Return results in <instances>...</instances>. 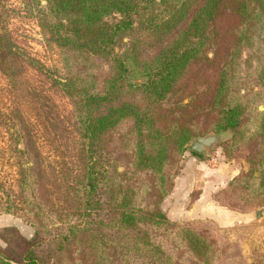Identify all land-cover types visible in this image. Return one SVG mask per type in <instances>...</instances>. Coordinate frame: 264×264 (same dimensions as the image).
<instances>
[{"label": "trees", "instance_id": "1", "mask_svg": "<svg viewBox=\"0 0 264 264\" xmlns=\"http://www.w3.org/2000/svg\"><path fill=\"white\" fill-rule=\"evenodd\" d=\"M44 1L40 33L54 58L33 64L71 102L75 133L69 151L53 161L23 135L24 148L17 150L33 165L20 182L32 180L36 239L25 243L23 257L3 256L23 264H122L125 258L177 264L174 244L157 236L169 227L158 208L170 190L166 164L191 137L237 129L250 106L264 104V59L254 54L256 42H264V0ZM9 23L10 10L0 0V73L21 96L28 59ZM31 95L35 125L44 134V109L52 101L38 88ZM257 120L259 145L246 176L258 172L261 197L264 110ZM67 196L78 203L76 222L53 211L63 210ZM175 231L185 254L210 263L212 247L203 237ZM0 264L9 263L0 258Z\"/></svg>", "mask_w": 264, "mask_h": 264}, {"label": "rangeland", "instance_id": "2", "mask_svg": "<svg viewBox=\"0 0 264 264\" xmlns=\"http://www.w3.org/2000/svg\"><path fill=\"white\" fill-rule=\"evenodd\" d=\"M4 1L10 10L11 37L28 59L24 71L28 83L21 96L15 95L0 73V206H13L9 212L0 210V252L21 258L27 250L25 243L35 240L36 234L30 224L33 218L31 212L35 210L32 204V180L29 176L24 187L20 182L25 169L33 163L29 154L28 157L23 156L17 149L24 148L25 136L28 141L37 140L48 160H58V153L66 154L71 148L75 119L71 102L33 64H49L54 58L51 50L44 46L40 33L39 20L45 13L40 10L45 1ZM254 54L264 59V42H256ZM242 57H246V52ZM35 88L52 101L44 109L45 113L49 112L44 134L35 125L31 95ZM187 101L188 98L183 100ZM249 108L248 119L239 128L220 131L208 129L196 135L212 132L227 134L226 138L207 150L208 155L196 156L185 145L180 152L174 150L170 154L166 164L170 190L158 205L169 227L168 230L158 231L157 236L159 239L167 237V243L174 244V248L171 247L175 252L173 263L205 264L196 254L192 253V257L185 254L182 245L174 239L176 228H186L203 237L212 247L208 264H264V217L259 219L256 216V210L264 206V193L260 197L262 189L255 178L257 171L253 172V176H246L251 168L252 153L259 145L257 111L264 110V104ZM107 152H104L105 156ZM122 170L123 167L119 166L118 171ZM138 176L136 174L134 178L138 179ZM62 189L63 192L66 190L64 187ZM256 195L258 199H255ZM63 198H66L62 203L63 210L55 207L53 211L60 212L65 220L76 222L72 214L78 203L73 202L74 196ZM50 219L55 221L53 225L59 224L57 217L50 215ZM41 236L37 241H41ZM41 249H47L44 241ZM11 260L23 264L18 259ZM129 263L128 258L122 260V264Z\"/></svg>", "mask_w": 264, "mask_h": 264}, {"label": "water", "instance_id": "3", "mask_svg": "<svg viewBox=\"0 0 264 264\" xmlns=\"http://www.w3.org/2000/svg\"><path fill=\"white\" fill-rule=\"evenodd\" d=\"M226 137L227 134L224 132L206 133L205 135L194 137L189 143L185 144V148L198 155H208L207 150L214 147L215 144H217ZM256 216L259 219L264 217V206L259 207L256 210ZM0 258H2L3 260H5L10 264H17L11 259L1 254H0Z\"/></svg>", "mask_w": 264, "mask_h": 264}]
</instances>
